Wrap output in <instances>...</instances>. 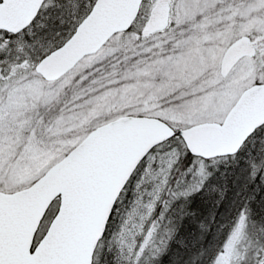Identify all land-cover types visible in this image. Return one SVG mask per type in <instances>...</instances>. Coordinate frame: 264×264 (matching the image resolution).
Listing matches in <instances>:
<instances>
[{
	"label": "snow or ice",
	"instance_id": "1",
	"mask_svg": "<svg viewBox=\"0 0 264 264\" xmlns=\"http://www.w3.org/2000/svg\"><path fill=\"white\" fill-rule=\"evenodd\" d=\"M0 264H264V0H0Z\"/></svg>",
	"mask_w": 264,
	"mask_h": 264
},
{
	"label": "rangeland",
	"instance_id": "2",
	"mask_svg": "<svg viewBox=\"0 0 264 264\" xmlns=\"http://www.w3.org/2000/svg\"><path fill=\"white\" fill-rule=\"evenodd\" d=\"M213 231L215 233V240H220L223 238V235L221 233L216 232L215 226H213ZM210 238H211V236H210Z\"/></svg>",
	"mask_w": 264,
	"mask_h": 264
},
{
	"label": "trees",
	"instance_id": "3",
	"mask_svg": "<svg viewBox=\"0 0 264 264\" xmlns=\"http://www.w3.org/2000/svg\"><path fill=\"white\" fill-rule=\"evenodd\" d=\"M213 232H214V231H213ZM208 239L211 241V240H213V237L211 236V238H210V236H209Z\"/></svg>",
	"mask_w": 264,
	"mask_h": 264
}]
</instances>
